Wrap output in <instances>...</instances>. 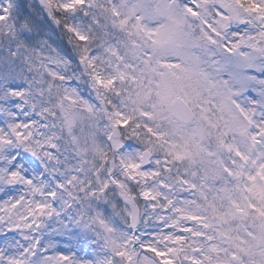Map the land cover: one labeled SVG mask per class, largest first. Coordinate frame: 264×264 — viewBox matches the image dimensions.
<instances>
[{
  "label": "snow or ice",
  "instance_id": "obj_1",
  "mask_svg": "<svg viewBox=\"0 0 264 264\" xmlns=\"http://www.w3.org/2000/svg\"><path fill=\"white\" fill-rule=\"evenodd\" d=\"M0 264H264V0H0Z\"/></svg>",
  "mask_w": 264,
  "mask_h": 264
}]
</instances>
